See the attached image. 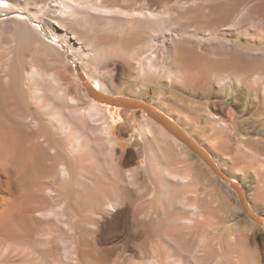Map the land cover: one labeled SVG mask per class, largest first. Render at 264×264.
Masks as SVG:
<instances>
[{
	"label": "bare ground",
	"instance_id": "1",
	"mask_svg": "<svg viewBox=\"0 0 264 264\" xmlns=\"http://www.w3.org/2000/svg\"><path fill=\"white\" fill-rule=\"evenodd\" d=\"M4 2L0 264H264V0Z\"/></svg>",
	"mask_w": 264,
	"mask_h": 264
},
{
	"label": "rangeland",
	"instance_id": "2",
	"mask_svg": "<svg viewBox=\"0 0 264 264\" xmlns=\"http://www.w3.org/2000/svg\"><path fill=\"white\" fill-rule=\"evenodd\" d=\"M36 23V22H35ZM34 25V24H33ZM42 25H44L43 23H42ZM42 32L47 36V39H50V40H52L54 43H56V44H58V45H60V42L61 41H59V40H57L56 38H54L52 35H51V33H50V31L47 29V27L44 25L43 26V28H42ZM62 43V42H61ZM64 45V44H63ZM66 48H67V46L66 45H64ZM67 50H68V55H70L69 57H70V59L72 60V64H73V68H75V70L81 75V76H83V78L85 79V80H87L88 82H89V84L92 86V84H91V79L87 76V73H85V71H84V69L82 68V66H81V64L79 63V61L75 58V56L73 55V53H72V51L69 49V48H67ZM212 63V61L211 60H207V62H206V60L204 61V65H203V67H206V65L208 66L209 64H211ZM264 62H262V61H260V62H257L254 66H251L250 68H249V71L250 72H263L264 73ZM237 86H235L234 88H233V91H234V101H236L237 103H242V101L244 102L245 100H246V98L248 97L249 98V96L251 95H253L252 97H255L254 96V93H253V90H247V89H245L244 87H242V86H238L237 88H236ZM94 88V87H93ZM95 89V88H94ZM242 90V92L241 91H239V90ZM96 90V89H95ZM181 90L183 91V88H181L180 86L175 90L176 91V93H179V94H182V92H181ZM236 90V91H235ZM98 91V90H97ZM101 92V91H100ZM236 92V93H235ZM238 92H240L241 94L240 95H238L239 93ZM243 92H245V93H243ZM102 95H104V97L105 98H109V99H113V100H116L117 98V96L115 97V96H111V95H105L104 93H101ZM237 94V95H236ZM242 94H244V96L242 95ZM247 94H249V95H247ZM242 95V96H241ZM247 95V96H246ZM236 96V97H235ZM239 96H241V98L239 97ZM116 98V99H115ZM241 100H240V99ZM248 98H247V100H248ZM240 100V101H239ZM100 102L101 103H108V102H106L105 100H100ZM144 102V101H143ZM146 104V103H145ZM132 108H135L136 110H138V111H142L143 113H147V110L145 109L144 110V108H142L141 106H139V105H137V104H132V105H130ZM260 108V109H259ZM264 107L263 106H261V105H258V106H255L254 107V109L252 110V111H254V112H252V114L251 115H248V117H245L244 116V118L245 119H242V121H241V125L243 124L244 126H246V125H249V124H251V123H253V121H255L256 123L257 122H259L260 121V118H258V117H254V115L256 114V113H259L260 111H263L264 109H263ZM259 109V110H258ZM255 111H256V113H255ZM161 113V112H160ZM253 113H254V115H253ZM166 117H168L167 115H165ZM168 118H170V117H168ZM247 118H251V120L250 119H247ZM252 118H254L253 120H252ZM170 119H172V118H170ZM247 119V120H246ZM246 120V121H245ZM243 121L245 122V123H243ZM250 121V122H249ZM248 123V124H247ZM262 140H264V138L262 139ZM209 156H211V153L210 152H208L207 153ZM215 164H217L216 162H215ZM221 173H222V176H223V178L225 179H229L230 181H234L233 180V178H231V177H227V175L225 176V174H223V172L222 171H220ZM242 189H243V187H242ZM245 199H246V205L251 209V215L254 217V218H256V219H261V220H257V221H255V220H253V219H251V217H250V222H252V220L254 221V226H255V228L259 231V232H264V215H261V214H259L257 211H255L252 207H251V202H250V200H249V198L247 197V195L245 194ZM248 198V199H247ZM222 208H226V210H224L223 209V211H222ZM229 212V208L228 207H226V206H221V215L223 216V214H225V215H227V214H229L228 213ZM224 215V216H225ZM244 215H245V213H244ZM262 237L264 238V233H263V235H262Z\"/></svg>",
	"mask_w": 264,
	"mask_h": 264
},
{
	"label": "snow or ice",
	"instance_id": "3",
	"mask_svg": "<svg viewBox=\"0 0 264 264\" xmlns=\"http://www.w3.org/2000/svg\"><path fill=\"white\" fill-rule=\"evenodd\" d=\"M2 2H3V0H0V4H2ZM4 6H6V5H4Z\"/></svg>",
	"mask_w": 264,
	"mask_h": 264
}]
</instances>
